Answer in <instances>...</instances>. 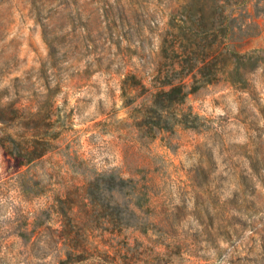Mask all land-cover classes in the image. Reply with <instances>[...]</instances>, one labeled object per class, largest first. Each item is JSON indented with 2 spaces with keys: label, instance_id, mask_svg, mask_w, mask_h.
I'll return each mask as SVG.
<instances>
[{
  "label": "rangeland",
  "instance_id": "374dc122",
  "mask_svg": "<svg viewBox=\"0 0 264 264\" xmlns=\"http://www.w3.org/2000/svg\"><path fill=\"white\" fill-rule=\"evenodd\" d=\"M183 4L0 0L1 264H149L162 245L165 264H264V0L230 3L242 58L181 107L198 129L137 126L178 61ZM34 141L50 146L28 162ZM105 173L143 201L92 199Z\"/></svg>",
  "mask_w": 264,
  "mask_h": 264
},
{
  "label": "trees",
  "instance_id": "16d2710c",
  "mask_svg": "<svg viewBox=\"0 0 264 264\" xmlns=\"http://www.w3.org/2000/svg\"><path fill=\"white\" fill-rule=\"evenodd\" d=\"M238 2L241 4L237 6H241L244 0H184L179 11L180 20L177 26L180 45L174 51L178 56V61L173 63L165 75L160 77L163 78L160 88L153 94L151 105L145 109L143 119L137 125L140 129L158 133L174 132L177 127L199 128L198 123L201 118L194 114L191 109L185 110L181 107L191 94L215 82V79L210 76L218 64L232 57H236V62H240L242 56L228 43V40L235 34L234 23L237 21L233 17L234 11L229 12L228 9L230 3ZM217 31L224 39L218 45L208 40L210 37L216 36ZM208 51L211 52L210 55L207 54ZM230 82L233 84L243 83L244 79L236 72ZM41 142L43 143L41 144ZM44 144L50 146L48 142L34 141V144L26 150L28 162L46 154L47 149L39 152L37 147V145ZM24 164L23 161L17 160L15 166L20 168ZM132 183L131 180H125L115 174L105 173L90 183L88 194L95 201H100L99 197H96L95 187L100 189L106 197L109 193L113 199L126 190L127 198H129L126 204L128 206H131V202L139 204L143 199L139 198L136 201ZM127 198L126 200H128ZM102 200L104 202L105 199L101 198ZM136 220L134 223H127L126 226L131 228L144 226L145 222L140 217H136ZM162 246L165 251L154 253L149 264H165L168 247ZM73 251L75 250L73 249ZM72 257L73 255L69 254V258Z\"/></svg>",
  "mask_w": 264,
  "mask_h": 264
}]
</instances>
